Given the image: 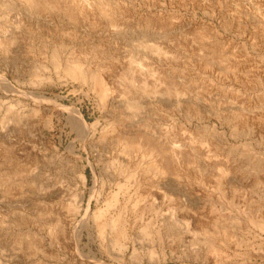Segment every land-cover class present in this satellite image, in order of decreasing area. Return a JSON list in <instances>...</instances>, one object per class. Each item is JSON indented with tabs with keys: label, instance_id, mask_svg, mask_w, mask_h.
Masks as SVG:
<instances>
[{
	"label": "rangeland",
	"instance_id": "obj_1",
	"mask_svg": "<svg viewBox=\"0 0 264 264\" xmlns=\"http://www.w3.org/2000/svg\"><path fill=\"white\" fill-rule=\"evenodd\" d=\"M65 1L35 12L0 0V264H264V189L249 187L264 173L222 170L232 149L264 159V0H112L108 18L93 9L94 20L73 13L81 0ZM199 36L223 46L228 58L206 61ZM141 42L164 56L137 47ZM54 49L62 60L85 55L110 64L112 75L142 60L160 80L188 84L190 96L133 91L124 99L116 78L100 91L93 79L57 72ZM250 81L257 85H245ZM201 93L210 99L191 110L189 97ZM70 108L94 127L79 134ZM250 118L263 124L241 132ZM124 136L143 149L153 140L171 143L177 155L191 146L202 157L194 176L177 179L157 153L164 176L151 172L133 187L114 146ZM92 190L86 222L75 201L82 195L85 209ZM212 219L231 239L215 236L220 253L206 256L191 244Z\"/></svg>",
	"mask_w": 264,
	"mask_h": 264
},
{
	"label": "bare ground",
	"instance_id": "obj_2",
	"mask_svg": "<svg viewBox=\"0 0 264 264\" xmlns=\"http://www.w3.org/2000/svg\"><path fill=\"white\" fill-rule=\"evenodd\" d=\"M19 1L21 3H23L25 6H27L28 10L44 11V10H47V9H55V8L59 7L58 5L59 4L61 5L63 0H19ZM66 3H67V0L65 1V5H66ZM113 6H114V3H113L112 0H97V5L96 4L92 5L88 0H81V2L79 3V6H75L76 8L75 7L72 8L74 12L72 10L71 11L73 13L78 12V15L80 17H82V18H91V19H93L94 18L93 11L95 10L96 12L98 11V14H99L98 16L100 18L101 17L102 18H108L107 14H106L108 11L106 9L113 8ZM20 7H21V5H20ZM69 10H70V8H69ZM105 10L107 11L106 13H105ZM69 15H71V14H69ZM68 18H69V16H68ZM109 21H110V18H109ZM197 39H198L199 42L203 41V37L202 36H199ZM199 42H198V44H200ZM203 42H204L205 45H207L206 46V50H205L206 51V58H204L206 61H208V60L212 61L213 60L212 62L214 63V61L218 62L219 59L222 60L223 58H225V59L228 58L225 55V53H223L224 52V47L223 46L221 47V45H218V44H216L214 46L213 44L212 45L208 44L207 41H203ZM137 47H139V48L142 47L143 49H146L150 54H153V55H156V56H161V55L164 56V54H163L164 50L161 51L158 47H155L153 45L151 46V45L145 44L144 42L143 43L141 42L140 44H138ZM84 56L83 57L74 56V57L62 60L61 57H60V54H59V50L54 49V51L52 53V66L54 67V69L57 72L61 71L63 74H65V75H67V76H69V77H71V78H73L75 80H80L81 82H86V81H88L90 79H93L94 82H95L96 88L98 90H100V91H106L107 88H108L107 87V85L109 83L108 81H111V79H112V81H114L113 78L114 79L116 78L115 80H117L118 83L116 81L115 82L120 85L119 86V89H120L119 91H121L120 93L122 94V96L125 95L124 99H126V97H129L130 93H132L133 91L137 92V93H141V94H144V93L145 94H148V93H157L158 94L160 92V94H162V96L166 95L167 97L172 98V99L182 98L183 95L190 96L189 90L188 91L186 90V87H187L188 84H179V83L177 84L176 81L174 82V80L171 81V82H170V80L168 81L166 79L160 80L161 78L157 77L159 74H157V75L154 74L155 72H153L148 67L147 68L145 67L146 69H144V67L142 65V62H141L142 60H139V59H132L131 60L130 59L128 65L123 66L121 69H119L120 71H118V68H117L116 70L118 72L116 74L112 75V72H111L112 68L110 67L111 66L110 64H108V65H110V66H108L107 63H100L98 61H94L93 62V60L91 62H88L85 59ZM171 58H172V60H174V58L172 56H171ZM230 73L232 74V76H234L232 72H230ZM226 75H227V73H226ZM227 76L229 77V75H227ZM151 77H153V78L155 77V78H158V79L150 81ZM232 79L235 80V78H233V77H232ZM253 82H251V81L250 82H245V85L255 87V84L257 85V82H255V83H253ZM238 83H240V82H238ZM195 90H197V89H195ZM191 96L192 97H189V100H190V105L189 106H190L191 110H193L195 108L194 106L196 105L197 100L201 99V100L208 101L210 99V94H207V93L206 94H202L201 97H196V95H194V94H192ZM230 100H232V99H230ZM233 101H236V100L234 99ZM233 101H230V102H233ZM126 102H127L126 103V105H127L126 108L128 110H130V111H135L136 109L138 110V106L136 105V102H130V101H126ZM235 105H236V103H235ZM239 108H241V107H239ZM69 110H70L69 113L71 115L70 117L74 121V124L76 126L75 128H76V130L78 131L79 134L80 133L83 134V132L87 131L89 129V127H94V125H90V126L87 125L86 122L82 119L80 113L77 110L72 109V108H70ZM192 112H194V111H192ZM244 112H245V109H244ZM185 115L187 116V114H185ZM233 116H236V114H233ZM261 116H262V114H261ZM241 118L242 117H240V119ZM247 121L246 122L243 121V122L240 123L241 127H238V129L240 128L241 132L243 130H245V131L248 130L246 128L251 127V126L252 127H261V124H263V122H264V121L262 122V120L260 122L259 119L258 120L256 119V121H254L253 119H251L250 122H247ZM232 124H234V123H232ZM238 132H239V130H238ZM135 136H133V137L132 136L131 137L124 136L122 139L116 141V143L114 144V146L116 147V150L122 156V161L118 162V164H119V166L121 168V171H124V172L128 173L126 182L128 183V182L131 181V183H132L131 186L137 187V188L142 186L143 183H144V179H145L146 175L151 173V172H153L155 175L156 174L160 175L161 172H163V171H159L160 169H159L158 163L155 160V158H157L158 155H160V158L163 155L164 159L165 158L167 160L169 159L168 160L169 163L173 164L172 165V171H173L172 174H176V176L179 175V177H180V176H185L184 175L185 172H189L191 174V176H194V174L196 172V171H194V168H195L194 164L196 163V160L198 159V156L202 157V154L199 153L201 155L200 156L196 152V150L194 148H192L191 146H187L186 147V148H188L187 150L179 152L178 155H177L174 152L175 150L171 149L172 148L171 146H173V145L170 146L171 148L169 147V145L171 143L169 145L164 144V145L160 146V144H157V142L154 144V140H153V143H152L150 148L146 147V149H143L141 143H139L140 140L137 139ZM138 136H139V134H138ZM143 141H142V143H143ZM144 142L147 143V141H144ZM236 151L235 150L233 151V149H232V151H228V155L227 156L229 157L230 164L225 166V167H223V169H222L223 173L225 172L226 175H228L227 173L234 172L235 174H237L238 171H243L245 174H250L251 176L252 175H256V174L260 175L261 173H264V161H263L264 159H262V158H254L252 155H250L247 152L245 153L242 150H241L242 152L241 151L236 152ZM70 152H71V150H70ZM160 152H161V154H159ZM157 153H158V155L156 156ZM137 155H141V157H140L141 160H146V162H147L146 165L144 163L145 161L142 164L141 162L138 163L135 160ZM204 155H206V153H204ZM206 159H207V157H206ZM167 164L168 163H166L164 167L168 166ZM171 164H169V165H171ZM143 165H145V167ZM161 165H162V163H161ZM217 169H218V167H217ZM169 170H171V169H169ZM159 172H160V174H159ZM161 175H162V177L164 176V174H161ZM216 175H217V173H216ZM179 177L177 179H179ZM78 178L84 184V180H83V177H82L80 171L78 172ZM174 179H176V178H174ZM205 184H207V183H205ZM220 184H221V182L219 183V185ZM249 187L252 189V191L250 190V192L255 191L256 187L264 189V181H260L259 179L252 180V183H251V185ZM219 189H221V188H219ZM248 191H249V189H248ZM93 195H94V193H93V190H92V195H91V197L89 199V202H88V205H87V207L85 209H84V207L82 205V199H83L82 195H79V196L76 197V201H75L76 213L79 215V214H81L82 211H84V216L82 217V220L86 221V222L89 219L90 214H91V209H90L89 205L91 203V200H93V198H94ZM259 211H261V207H260ZM99 213H100V209L98 207H96L95 211L93 212V217H97ZM263 213H264V209H263ZM263 217H264V215H263ZM215 219H217V218H215ZM212 220H209V222L212 221ZM171 223H172V221H171ZM195 224H197V223H195ZM201 225H202V223H201ZM262 225H263V223H262ZM225 226L223 224L217 223L215 220H213L210 225H208V223L207 224L205 223V225H203V228L202 229L200 228V230H201V232H199L200 234H198V235L195 234L194 235L196 237V239H194V241H192L191 246L193 248L197 247L199 250L204 251L206 256H210L212 254L220 253V251H219L220 243L217 240H214V238H215V236H221V237H226L228 239L229 238L231 239L230 234H228V229ZM79 237L80 236H78L77 238H79Z\"/></svg>",
	"mask_w": 264,
	"mask_h": 264
}]
</instances>
